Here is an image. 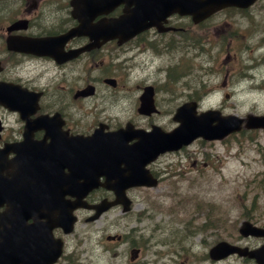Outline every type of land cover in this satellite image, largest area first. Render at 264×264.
I'll return each mask as SVG.
<instances>
[{
	"label": "flooded vegetation",
	"instance_id": "1",
	"mask_svg": "<svg viewBox=\"0 0 264 264\" xmlns=\"http://www.w3.org/2000/svg\"><path fill=\"white\" fill-rule=\"evenodd\" d=\"M261 2L225 7L198 22L190 15L171 12L165 19L153 18L155 23L119 41L117 30L109 22L120 14L123 4L105 12L81 14L84 24L80 32L66 39V31L80 22L71 13V0H0V264H36L38 260V234L46 228L38 225L45 217L33 209L29 194L33 187L41 182L47 189L62 193L64 200L72 198L69 191L82 190L86 180L84 156H107L108 149L118 148L101 138L86 141L84 137L95 128L107 132L128 124L131 129L146 131L155 127L172 129L177 124L172 113L184 100L177 85L182 78L183 53L190 51L188 57L193 58L204 53L206 43L250 38V31L262 34ZM231 27L244 28L246 32L225 30ZM76 49L81 50L66 57ZM148 66L158 73L142 78ZM148 85L153 87L156 110L142 113L140 95ZM160 91L168 95L160 98ZM168 100L174 104L165 103ZM166 115L174 123H166ZM135 139L131 136L126 143ZM184 148L161 152L145 165L157 179L155 186H133L126 191L149 192L165 186V177L182 168ZM117 165L126 167L124 162ZM99 169V184L86 195L90 203L113 197V189L102 184L106 168ZM113 210L128 230L120 226L117 234L121 238L105 243L112 245L113 253L117 250L123 256L128 249L139 247L136 258L128 257L129 264H199L197 252L183 248L174 227L170 226L166 234L150 231L146 236L135 235L136 230L144 228L143 216L149 213L134 211L133 205L123 214L120 206L109 209ZM91 212L77 208V221L70 233L60 226L50 229L52 240L60 238L62 246L53 264H70L85 239L76 233V228L80 222L91 224L85 221ZM156 227L154 223L151 229ZM124 244L125 248H119ZM148 245L153 255L141 258ZM200 256L206 264H215L206 251ZM157 260L159 263H155ZM118 262L117 259L111 264Z\"/></svg>",
	"mask_w": 264,
	"mask_h": 264
},
{
	"label": "rangeland",
	"instance_id": "2",
	"mask_svg": "<svg viewBox=\"0 0 264 264\" xmlns=\"http://www.w3.org/2000/svg\"><path fill=\"white\" fill-rule=\"evenodd\" d=\"M261 3L264 4V0ZM225 30L246 32L236 27ZM258 37L250 36L238 42L215 40L212 45L205 44L209 48L204 49V53L191 59L188 58L190 51L183 53L181 72L188 67L177 81L180 96L185 99L189 93L202 96L205 92L203 100H199L200 110L214 108L237 116H245L247 112L264 113V42ZM156 73L153 66H148L141 77H155ZM159 78L162 82V76ZM168 89L171 91L170 87ZM159 94L160 98L168 95L164 91ZM165 103L174 104L170 100ZM163 119L174 123L167 115ZM181 153L183 166L175 175L165 177V186L149 192H130L134 211L149 213L143 216L144 228L136 230L135 235L144 233L146 236L150 231L166 234L172 226L183 248L197 252L199 264H206L200 254L219 239L248 245L260 243V238H241L237 227L243 218L264 225V129H243L221 140L198 138ZM121 220L113 210L91 224L80 222L76 233L84 235L85 239L70 264H111L117 259L118 264H129V249L125 256L118 255V251L113 253L112 245L103 240L106 233L120 232V226L128 230L124 221L119 223ZM154 223L157 227L151 229ZM105 246L110 248L105 249ZM123 247L126 244L119 246ZM152 255L151 245L145 246L141 258ZM238 263L251 261L231 256L215 264Z\"/></svg>",
	"mask_w": 264,
	"mask_h": 264
},
{
	"label": "water",
	"instance_id": "3",
	"mask_svg": "<svg viewBox=\"0 0 264 264\" xmlns=\"http://www.w3.org/2000/svg\"><path fill=\"white\" fill-rule=\"evenodd\" d=\"M136 1H139V4H136L133 8L128 7V4ZM250 1L251 0H98V2L103 3V10H108L116 3L123 2L125 4L123 7L124 13L120 14L119 17L114 20L115 23H117L116 25H118V33L123 37H126L130 33L129 30L133 31L137 26L152 23V18L155 14H162L165 16L176 10L180 13L191 14L195 20H198L208 15L214 9L220 8L226 4H245ZM76 16H79V14L76 13ZM79 29L80 25L69 30L66 33V38L79 32ZM150 97L151 93L147 92L144 101L147 108H149L148 104ZM150 109H152V107H150ZM174 119L179 120V125L169 132L152 130L150 132L136 134L140 139L139 142L135 143V148L123 150L118 158L119 161H130L132 166L118 174L113 170L110 174L106 175L107 177H115V181L108 185L114 188V201L106 202L102 200L100 203L93 205L94 208H96V212L94 215L88 217V219L96 218L102 210L115 202L122 203L124 209L128 208L130 201L125 195L124 190L126 187L132 185L155 184L156 180L145 170L144 164L151 160L156 152L176 149L187 144L197 136H202L205 139L222 138L229 132L239 130L241 122L243 121V118L235 115H220L219 111L214 109L201 111L197 114L196 102L194 101L184 102L180 105L175 112ZM213 121H215V123H213ZM245 122V127H264V114H248ZM120 131L121 130H117L108 133V138L112 141H119L123 138V134H121ZM97 135L98 133H94L92 136ZM152 146H155V148H152ZM86 176L89 178L91 174H87ZM96 185L97 182L93 180L86 181L85 188L77 194V199L68 203L66 208L63 206L59 208V213L56 216L54 215L55 220L51 222V225L58 224L66 231L70 230L75 219L74 215H72V209L77 205L88 206L81 200V197L86 194L90 188ZM43 193L44 192L40 188L33 193V199L35 203H37L40 211L44 207L41 203L43 200ZM44 214L47 216L46 212ZM238 231L244 236H264V227L253 225L248 220L242 221ZM58 252L59 250H56L49 261L44 264L52 262L56 258ZM135 252L136 251H132V254H135ZM233 252H237L239 255L253 257L257 263L264 264V243L256 248L248 249V247H240L222 240L213 245L209 250L210 256L215 259Z\"/></svg>",
	"mask_w": 264,
	"mask_h": 264
},
{
	"label": "bare ground",
	"instance_id": "4",
	"mask_svg": "<svg viewBox=\"0 0 264 264\" xmlns=\"http://www.w3.org/2000/svg\"><path fill=\"white\" fill-rule=\"evenodd\" d=\"M249 36H252V37L259 36L258 38L262 39L264 37V34H258V33L252 34L249 32ZM262 42H264V40H262Z\"/></svg>",
	"mask_w": 264,
	"mask_h": 264
}]
</instances>
